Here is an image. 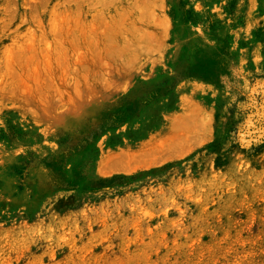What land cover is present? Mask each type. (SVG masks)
<instances>
[{
    "label": "rangeland",
    "instance_id": "374dc122",
    "mask_svg": "<svg viewBox=\"0 0 264 264\" xmlns=\"http://www.w3.org/2000/svg\"><path fill=\"white\" fill-rule=\"evenodd\" d=\"M0 264H264V0H0Z\"/></svg>",
    "mask_w": 264,
    "mask_h": 264
}]
</instances>
